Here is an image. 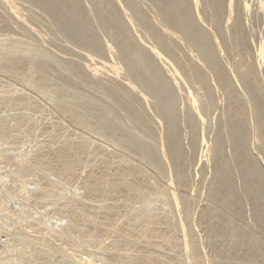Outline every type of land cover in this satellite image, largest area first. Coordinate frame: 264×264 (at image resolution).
Wrapping results in <instances>:
<instances>
[{
    "label": "bare ground",
    "instance_id": "obj_1",
    "mask_svg": "<svg viewBox=\"0 0 264 264\" xmlns=\"http://www.w3.org/2000/svg\"><path fill=\"white\" fill-rule=\"evenodd\" d=\"M0 1L2 4L5 5L6 8H8V15L5 17L1 16L2 20H0L1 21L0 28H4L5 30L6 29L8 30V28L11 27L10 25H11L12 21L15 20L20 26H24L28 31H32V27L31 28L28 27L29 25L26 23L27 20H25V17H23L21 15V13H19V11H17L15 9L17 6L15 7V5L12 1H10V0H0ZM29 1H31L32 3H36L38 5L40 4V6H42V8H45L46 11L49 10L55 16H57L56 21L58 23H56V24L59 25L60 28L61 27L63 29L67 28L68 29L67 31H70L71 34H73V35L77 34L76 36L83 35L84 36L83 38L87 41H90L92 39V37H93L92 33L87 27L88 22H84L81 20L80 21L77 20L78 22H76V20L73 19L74 17L71 16V15L75 14L76 11H78V13L81 11L80 10L81 5L79 3V0H29ZM90 1L92 3V6H93V11H94L96 22L99 24L100 28H102V30L106 33V35L109 38V39L107 38L105 43L110 41L111 43H114L119 48L118 59L124 63L123 64L124 67L121 66V67H123L122 71H123V69H124V71L123 72L120 71L122 73L121 74L118 71V69L120 67H117L118 64H116V63H115L116 67L113 65L112 68L110 67V69H108L109 64L106 63V65H108L107 66L108 71L110 70L109 71L110 73H109V72H105V70L102 69L101 66H93L96 64L92 63L93 62L92 59H91L92 61L89 62V64L85 63L84 66L79 65L76 62V60L67 59L66 60V63H67L66 68L69 70V72L71 74L70 76H72V77H70L69 74L65 75L67 73L66 72L64 74L65 76L61 78V81L64 84L60 88L58 86L57 92L56 93L54 92V94H56V98L54 99V104L56 106V111H62L60 114L64 113L63 114L64 118L67 117V119L71 120L72 122H74L77 125L82 127L81 128V127L77 126L78 130L80 128L81 129L84 128V129L92 131V132L95 131L94 133L97 134L98 136L105 138L109 142H112L114 147L116 146V147H118V149L121 148L122 155L121 156L115 155L111 158V161H109V165H108V166H110L109 169H111V167H112L111 173H106L105 169L98 166V160L100 159V156L104 155V157H106L104 153L102 154L100 148H98L97 145L94 143L99 138H97L94 142L92 141L94 138L91 137L92 140H90V137H89V139L86 138L87 134H86V137L84 135H83L84 137H82V136H78V135L75 136L73 134L74 135L73 137L69 136V138H65L67 134H65L66 132L64 130L60 129L61 128L60 125H59L60 128L56 127V128L60 129V130L58 129L59 132H57L58 130L55 129V126H54V128L51 127L54 124V122H56V121L52 120L53 124L49 127H51L52 130L53 129L56 130L52 133V136H53V138L55 137L57 140H60V142L58 143L57 140H55V138L51 139L52 137L47 139V140H49V139L52 140V142L54 141V144H55V142L58 143V146L56 143V146H57L56 149L53 150L52 146L54 144L49 140L53 144V145H51V149H50V146L46 147L47 145H50L48 143L49 141L46 142L45 140H43L48 144L46 146H45L46 143L42 144V145H44L46 148H49L50 151L53 150L52 153H54V151H55V155H52L54 157L53 158L52 156H49L50 154L48 155V153H47V155L49 156L48 160L46 158V159L42 160V162L47 160V162H45L47 165V163H49L50 157L53 158L52 164H54V162H56V164H54L55 166L54 165L53 166L56 169L59 168V170L57 171L59 173H63V172L66 173L67 170H72L74 166L75 167L80 166L82 171L81 170H80L81 172L78 171V172H80V174H78V175L75 174L76 178L79 179L80 181L81 180H83V181L87 180L88 179L87 177L90 175L89 173L94 172L93 170H95L96 167L97 168L100 167L102 169H98V171L102 170V172L103 171L105 172V173L104 172L102 173L101 171H100L101 173L99 172L101 175L100 180H99V181H101L100 183L96 182V183L92 184V182H90V184H87V185H86L87 181H85V183H83L86 187V192L88 194L94 195V196L90 195L89 197H91V196L96 197V194L98 195V193H100L102 191L104 192L103 189L105 187H103V189L101 188L102 186H104V185H102V183H105V184L109 183L112 185L111 188H113V191L116 194H118V196H120L121 200L118 198H115L116 203L112 204L111 206L109 205L106 208V210H104V207H103L104 204H102V206L98 205L97 203H95L93 201L94 200V198H93V200H92L93 203H95L97 205L92 204L91 203L92 201L90 202V200H89L88 201V207L90 209L89 211L84 210V208L87 209L88 207L87 208L84 207L86 205V202H85V205L83 206V203H84L83 200H82V202L74 201V200L70 201L69 205H67L71 209L69 211L75 215H80V217L83 216V219H82L83 223L80 222L79 226L78 225L74 226L73 224L69 225V226H72V228L74 226L73 235L72 234L71 235L73 237H75V239L77 237L79 240H84V241L89 240L88 242H91V244L88 245V247L89 246L91 247L92 245H94V246L96 245L97 247H100L103 250V252L106 250L114 252V256H116L117 258H120V260H123L124 264H171L173 262V258L169 254L164 252L165 250L170 251L172 253H175L178 256L180 255L184 260V261L182 260L184 262V264H254V263L258 264L255 261L257 259V256H258L257 241L255 239H253L254 235H252L249 232L250 229L248 230V228L243 223H241V221L239 220V218L237 216V213L233 212L234 206L238 205L239 203H238V200H236V198H234V191H233V189H234L233 188L234 177H232V171L231 170L235 169L237 174L240 175V177H242L248 183V185H249L248 188L250 190V193L252 194V198L256 199V201H257V194H258L260 200L261 199L263 200V203H264V178L259 179V175L257 177V173L259 174V172L256 171V168H255L253 162L250 161L249 157L247 156L246 150L239 147L241 145H239V146L236 145V148H234L233 152L231 153V158H229L228 155L223 154L222 153L223 150L221 151L220 146H218V149H219L218 152H220V154L218 155V152L216 151L218 157H217V160L215 159L216 165H217L215 180L212 178L214 180V182H212V185L209 189L208 200L206 203V207H207L206 211L204 213L202 211V213H203L202 216H204L203 220H205L204 221L205 222V225H204L205 226V228H204L205 229L204 230L205 236L208 237V239L207 238H205V239H207V241L209 240L207 243L210 242L214 247L216 246L215 248L213 246L212 247L214 248L215 252L219 255L218 258H216L212 261L209 260L210 261L209 263L206 260L202 259L201 254H200V252H201L200 251L201 250L200 245L197 242V239L195 238V236L193 235V232L188 231V229L186 228V222H185L186 219H188L190 217V211H191V208H193L192 204H193V202H195L192 198L193 196H191V194H189V192L187 191V189H188L187 187H188V183L190 180L189 168L191 166H189V165H190V163L192 164V161L194 160L195 155L193 156V153H194V150L197 147V144L199 142V136L197 135L196 129H197V125L199 124L200 118H202V116L201 117L198 116L199 117L198 118L197 115H199L201 112V110L199 108L201 107V109L203 110L206 107V102L211 101V99L213 98L212 97L213 88L211 87L210 80L213 81V84L218 89V92L220 91L221 95L223 96L222 98H224V100H225L226 113H227L228 117H230L229 120H228V118L226 120L229 121L230 133L236 141L240 140V139H241L240 141H242V138H244L247 135L248 130L245 127L247 124V120H246V123H244L245 125L243 123H241L242 119L245 120L244 111H243V104L244 103L241 104L242 99L240 97L242 95L241 96L239 95L240 92L237 91V89L239 87L236 88L235 85L238 84L240 86L239 91H241V90L244 91L243 96H245L246 101L250 104L249 105L250 112L248 114H249L250 120H251V123H249V124H251V128H250L251 129V136L254 139L253 140L254 143L257 144V142H258V144L261 146V148L264 151V86L262 85L260 77L257 73V70L254 68V66L251 63L243 61V59L240 58V56L242 55V49L240 47H242V38L244 36L242 34V28H241V19H243V18L242 17L240 18V16H241V13L243 11L241 10V13H239V10H238V13L235 15V17L232 18L231 13L233 11V9H232L233 4L231 3L232 1L230 0L229 2L231 4L228 3L230 5L229 9L231 8L230 10L228 9L229 10V18L227 19V21H225V16H224L225 11H224V6H223V4H224L223 0H206V3L208 1L209 2L208 4L212 5V7L214 8L213 21L217 27L216 29H218L220 32H226L227 35L230 34V39H229L230 41L227 44L228 48L225 47V48H227V50H229L227 52L235 53V55L239 56L238 57L239 60L236 58V61L234 59L236 56L234 58L232 56V58L234 60L231 58L234 61V63L231 62L233 65V68H234V70L232 69V72L233 71L234 72L231 73V70L223 67L222 63L219 60L218 54L216 53L217 51H215V49L211 46V44L214 46H217V44H219L217 41V38L214 36L213 41L210 43L209 40H207L205 34H203V32L200 31L199 28H197L194 25V23H193L194 20H192V18H191V11H190L191 6L189 7V5H191L192 3L194 4L193 1L191 4H188L187 0H152L153 4L157 10V16H156L157 18L154 17L155 19L149 18L148 17L149 15L147 16V14H146L147 12L143 11L141 8V5L138 2H135L134 0H90ZM202 2H203V0H202ZM204 3H205V0H204ZM208 4H206V5H208ZM262 5L259 4L260 9L263 7ZM40 6H39V8H40ZM245 6H246V3H245ZM82 7L84 8V6H82ZM119 7H120V9L118 11L117 8H119ZM42 8H40V9H42ZM233 8H235V7H233ZM245 9L247 10V6L245 7ZM261 10H263V9H261ZM74 11H75V13H73ZM236 11H237V9H236ZM196 13H197V11H196ZM79 15H80V13H79ZM86 18L88 19L87 16H86ZM83 20H84V18H83ZM136 22L141 24V26L145 27L147 34L149 35L148 37L151 40L150 42H152V43L149 42V44L144 45V42H142V41L139 44L133 40L134 35L131 36L130 31H129V27L134 29V30L136 27H139V29H141L139 24L137 26ZM65 31H66V29H65ZM33 33L36 34L37 32H33ZM134 33H136V32H134ZM212 33H213V31H212ZM24 35H27V34H24ZM4 37H7V36H4ZM74 38H76V37L74 36ZM24 39H26V38H24ZM4 41H3V39H2V42L0 41V50L4 51L0 54V69L3 71H6V74H10L12 77H18L19 74H17L16 71H17L18 63H20V62H17V60H16L17 58L15 59L13 55L18 54L20 52L23 53L24 54L23 59L27 65V69H25L26 71L23 70L24 71L23 72L24 77L27 79V81L30 83L31 86L38 87V89H39V83L41 81V78H43V76L41 77L40 75H38V73L40 71H42L41 69H43V66H44L43 65V59L45 58L44 52H40L39 49H37L38 47L36 48V47L32 46L30 44L31 40L30 41L28 40L30 43H25L23 40H21L18 37H9V38L7 37V39L5 41L7 44ZM38 41H39V39H38ZM148 41H149V39L147 40V42ZM91 42H93V41H91ZM227 42H228V40H227ZM80 43H82V42H80ZM183 43L190 46L192 50L195 49V51H198V53L195 54L196 56L194 54L192 55L193 51L190 49L192 52L189 51L191 54L188 52L189 53L188 57L185 55H184V58L179 57L180 55L178 56L177 48L179 47V44L181 46H184ZM33 44H35V43H33ZM2 45H3V47H2ZM94 45H93V47H95L97 49L99 48V50H101L102 48L100 49V47L103 46L100 43L99 44L97 43ZM243 45H245V43ZM85 47H86V45H85ZM88 47H89V45H88ZM70 48H72V47H70ZM220 48L222 49V47H220ZM244 48H245V46H244ZM108 49H109V54H108V52H107V54L110 57V54L112 53V51H111L112 47L109 46V47H107V51H108ZM221 49H219L220 52H221ZM79 53H81V52H79ZM162 55L169 57V59L175 65L172 68L171 73L169 72L170 70L168 71L169 74L171 75V77H173L174 79L179 78V77H180V79H181V77L184 78L185 81H187V83H188L187 85H189V83H192L193 88L196 89L197 92H200L201 98H199V99L200 100L202 99L201 104H198L199 102L196 101L195 97H193L192 94L189 93L190 94L189 97H190L191 101L189 100L190 104L188 105L189 112L192 111V114H194V113L197 114V115H193V116L194 117L196 116L198 118V120H197L198 124L195 122L193 116H191V113L186 112L187 113V114L185 113L186 117L181 116L182 120H180V121L182 124L180 123L181 125L180 124L178 125V121H179L180 117H178L176 110L173 107L174 102H172L173 104H171L170 100H166L169 102V104H167V102L165 104L164 102L161 101V99H159V100L157 99V101H154L155 97H153L151 95L152 93H150L152 91H150V92L148 91L149 89L152 88V82L155 81L156 79H158V76L160 75V73L158 72L159 70L157 68V64H158L157 62L159 61V59L162 58ZM76 56H77V54H76ZM63 57H64V55H63ZM105 57H107V56H105ZM85 58H86V56H85ZM91 58H92V56H91ZM108 59H107V61H108ZM196 60L203 61L204 62L203 65H199V63ZM45 61H47V59ZM56 62H57V60H56ZM53 64H54V62H53ZM100 64H102V63H100ZM104 64L105 63H103L102 66ZM56 66L58 68L60 67L58 65H56ZM19 67L21 68L22 66H19ZM53 67H54V65H53ZM227 68H228V66H227ZM59 70H61L63 72L62 69H59ZM120 70H121V68H120ZM18 71H19V73L22 72L21 70H18ZM48 72H50V71H48ZM233 74H234V77H233ZM60 76H63V75H60ZM60 76H58V77H60ZM167 76H168V74H167ZM21 77H22V75H21ZM50 77H51V79H53L52 75ZM68 79H70V81L74 80V81H76V83L84 85L85 86L84 88L90 87L91 89L96 90V91L98 89H100V91H101L100 94H102L101 99H103V101L101 103H98V105H96V109H95V107L93 108V106H95V105H92L89 107L88 105L90 103H88V100H87L88 105L86 104V102H84L87 97L84 98L85 100L82 99L84 101H81V99L78 96H76V94L74 93L76 88L74 89L73 92H71V93L68 92L70 90L68 88L69 83H67V82H69ZM235 80H236L237 84L234 82ZM54 81H56V80H54ZM44 82H45V78H44ZM164 82H165V79H164ZM170 82H171V80H170ZM167 83H169V81H167ZM175 83H177V82H175ZM73 85H77V84H73ZM241 86L243 89L241 88ZM43 88L44 87H42L41 89L43 90ZM66 88L68 90H66ZM71 88H73V87L71 86ZM145 90H147L148 93H150V94L147 93V96H146ZM5 91H6V88H5ZM5 91H3V92L6 93ZM78 91H77V93H78ZM8 92H7V94L10 93L9 95H11V92H9V93ZM39 92H42V91H39ZM14 93H16V92H14ZM82 93L84 96V92H82ZM7 94H5V95H7ZM158 94H160V93H158ZM85 95H88V94L85 93ZM1 96L2 95H0V97ZM11 96H13V95H11ZM173 96L174 95H172V97ZM28 97H29V95H28ZM148 97L151 98L152 100H149ZM164 97H166V94L164 95ZM198 97L196 96L197 100H198ZM12 98L14 99V97H12ZM3 99H6V98H3ZM10 99L6 100V101H10ZM101 99H100V101H101ZM172 99H174V101H175V98H172ZM245 99H244V102H246ZM24 100H26V99H24ZM31 100H33V99H31ZM105 100L106 101L112 100L116 104L118 109L122 111L121 116L126 118L128 120V122L124 121L123 118L121 119V117L119 118L120 120H117L114 117L112 118L111 115H114V114H111L108 117L107 113H109V108L107 105H105L107 103H105V104L103 103ZM10 102L12 104L13 102H16V101L11 100ZM16 103H15V105H16ZM150 103H152L153 106H155L159 112L158 120L156 121L155 130H153L152 127H150V125H148L147 121L144 118L145 110H146V108H148V105ZM33 104L35 105L34 101H33ZM211 104H212V101H211ZM178 105H179V103H178ZM175 106H177V105H175ZM12 107L14 108L16 106H12ZM36 107H37V105H36ZM178 107H180V106H178ZM39 108H40V106H39ZM57 108H58V110H57ZM91 108H92V110H91ZM16 109H17V107H16ZM43 109H44V107H43ZM94 109H95V112L93 111ZM183 109H184V106H183ZM245 109H247V108H245ZM19 110H20V108H19ZM27 110H26V112H29ZM8 111H10V110H8ZM245 111H247V110H245ZM33 112L31 111V113H33ZM51 112H52V110H51ZM42 113H44V112H42ZM104 113L107 116H104L103 115ZM112 113H114V112L112 111ZM19 114L16 115V117L19 116ZM30 115H33V114H30ZM48 115L50 117V114H48ZM25 116H27V115H25ZM52 116H54V115H52ZM35 117L39 118L40 115L35 116ZM107 117L111 118V119H106ZM31 118H33V117L31 116ZM24 119H26V118H24ZM44 119H46V118H44ZM49 119H47V120H49ZM52 121H49V122L51 123ZM43 122H44L43 123L44 125L48 124V121L46 124H45V121H43ZM35 123H37V122H35ZM74 123H73V125L75 126ZM200 124H203V123H200ZM48 125H46V127ZM62 125L65 126V122L62 123ZM4 126H6V125H4ZM28 126H26V127H28ZM7 127H5L4 129H7V131H8L9 127L8 128ZM0 128H2V127H0ZM51 128H50V130H51ZM11 129H12V127H11ZM42 129H44V127H42ZM84 129H83V131H84ZM135 129H137L138 131L143 130V131H145V133L142 131L144 134H142V135L138 134L135 131ZM1 131H2V129H1ZM1 131H0V133H3ZM49 131H46V132L49 133ZM60 131H63V132L61 133ZM155 131H156V133H153ZM199 131H201V130H199ZM43 132H45V131H43ZM74 132H72V133H74ZM81 132L82 131L80 130V133ZM59 133H61V134H59ZM63 133L65 135H63ZM21 134L23 136V133H21ZM50 134H51V132H50ZM42 135H41V138H44V139H45V137L51 136V135L46 136V134H45V137H43ZM11 136H9V137H11ZM15 137L16 136H14V138ZM26 137L28 139V136H26ZM26 137H25V139H26ZM14 138L13 139L11 138V140L9 138L10 143H12L11 142L12 140L16 139V138L15 139ZM247 138H248V136H247ZM75 139H78V141H75ZM40 140H42V139H40ZM249 140H252V139H249ZM219 141H221V140H219ZM243 141H244V139H243ZM216 142L218 143V141H216ZM250 143H252V141ZM94 144H95V146H94ZM242 145H243V143H242ZM98 146H100V144ZM40 147H41V145H40ZM203 147H204V144H203ZM111 148H113V147H111ZM101 149L103 150L104 148H101ZM47 151H45V153ZM103 151H105V149ZM124 152L125 153L139 154L140 155L139 158L141 160H143L142 161L143 164L149 163V165L152 166V167H150L151 168L150 170H152L153 174H151L152 175L151 177L153 179L152 178L150 179V181H149L150 184L148 182H147L148 184H146V185L144 184V179H145L144 176H147V174H148L147 172H149V171H147L146 175H144L143 177L139 176V178H138V175L143 173V169H145V167L144 168L142 167V169L139 168L140 170H142V173L136 174L134 172V168L137 169L138 166L132 167L129 164L128 158L123 156ZM32 155H34V154H32ZM26 156H24V157H26ZM31 157L32 156H30L29 158H31ZM45 157H47V156L45 155ZM32 158H31V160H32ZM35 159H37V158L35 157ZM231 159L233 161H231ZM32 161L34 162V160H32ZM6 162L10 163V162H14V160L13 161L9 160ZM38 162L41 163L40 161H38ZM231 162H233V165ZM135 163H136V161H135ZM14 164H16V162ZM19 165L20 164H18V166ZM37 165L38 164H36V166ZM21 166L23 168L24 164L20 165L19 167H21ZM50 166H51V164H50ZM42 167H44V169H45L44 165ZM231 167H232V169H231ZM24 168L23 169L26 170V173H27L28 169H26V166ZM37 168H38V166H37ZM50 168H52V167H50ZM29 170L31 171L33 169H31V167H30ZM140 170H138V171H140ZM203 170H206V167ZM235 170H233L234 173H235ZM47 171H49V169H47ZM50 171H52V170H50ZM53 171H55L54 168H53ZM53 171H52V173H53ZM29 172H28V175H29ZM59 173H57L56 175L54 174V175L60 176L61 174L59 175ZM24 174H25V172H24ZM31 174H32V172H31ZM17 175L18 174L16 173V177H17ZM91 175H90V177H91ZM93 175H92V180H94L96 178V176L95 175L93 176ZM58 176L56 178L59 180L61 176L60 177H58ZM263 177H264V175H263ZM44 178H42L43 181L47 180V178L46 179H44ZM61 178H64V177H61ZM85 178H87V179H85ZM232 178H233V181H232ZM74 179H75V177H74ZM77 179H75V182ZM159 179L161 180L160 181L161 183L159 182ZM236 180H237V178H236ZM41 183L42 184H40V185H43V186H41V188H42V190L44 189V191L45 190H47V192L48 191L53 192L56 190L58 191V189H56L57 187H55L53 185L52 181L51 182L46 181L44 183L43 182H41ZM77 183L79 184L80 182L77 181ZM149 185H151V189H148L145 187V186H149ZM234 185H237V184L234 183ZM21 187H20V189H21ZM246 187H245V189H246ZM107 188H109V186ZM24 189H26V186ZM42 190H41V192L43 193L44 191H42ZM106 192L108 195V191H106ZM39 193H40V191H39ZM42 193H41V195H42ZM57 193H60V192L58 191ZM105 194L101 193L100 196L102 197ZM109 194H111V192ZM35 195H33V196H35ZM113 196H111V198ZM134 196H138L139 199L137 200V203L140 201L139 204H141V208L139 207V210H137V211L135 210V212L133 210L132 213H130L132 211V210H130L131 208L129 209L130 212L128 209H126V211H128L130 213V215L124 216L125 217L124 219L121 218L120 219L122 221V223H121V221L119 220V217H120L119 214H121V213H118V210H117V208H118L117 199H118L119 203H121V201H122V204L124 205V202H127L130 199L135 198ZM241 196H243V195H241ZM25 197L27 198L26 194H25ZM37 197L38 196H36V198ZM104 197H106V195ZM22 198H24V197H22ZM42 198H44V197H42ZM31 199H32V197H31ZM103 199H106V198H103ZM112 199H114V198H112ZM99 200H100V198H99ZM130 202L135 203L134 200H132V201L130 200ZM89 203H91L92 205ZM101 203H102V201H101ZM103 203H105V202L103 201ZM156 203H160V204H162V206H163V204L168 205L170 203V208L168 209V211L160 209V208H155ZM256 203H259V202H256ZM106 204H108V203L106 202ZM127 204L128 203H126V205ZM160 204H158V205H160ZM123 205H122V207H124ZM135 205L137 206L136 203H135ZM63 206H66V205H63ZM130 206H131V204H130ZM60 208H61V206H60ZM64 209H65V207H64ZM132 209H134L133 206H132ZM101 210H103V211H101ZM58 211H59V208H58ZM173 211L174 212H181L183 214V219L178 217L179 220L177 221V223L174 226L170 222L171 214ZM59 212L61 213V211H59ZM63 212L64 211H62V213ZM62 213H61V215H62ZM65 215L62 217L63 218L67 217V215L66 216ZM70 215H72V214H70ZM179 216H180V214H179ZM73 217H74V215H73ZM117 217H118V219L116 221ZM75 218L72 221L78 219V218H76V219ZM201 218H203V217H201ZM192 219H193V217H192ZM78 220H80V219H78ZM118 220L121 223L120 225H118L116 223V222H118ZM63 222H65V220ZM187 222H188V220H187ZM65 223H67V218H66ZM65 223H64V225H65ZM189 223H190V221H189ZM263 224H264V221H263L262 225ZM66 225H68V224H66ZM66 225L64 227L67 228L68 226H66ZM104 225L108 226V227L107 226H105V227H107V229L109 231L104 227ZM61 226H63V224H61ZM192 227H194V226H192ZM100 229H102L101 230L102 233L105 229L107 230L106 232H110V230H111V232H112V230H113V232H116L114 230H117L118 233H116V234L114 233V234L117 236H121L122 238L121 237L120 238L124 239V240H122V242H124V241L125 242L126 241L127 242H129V241L135 242V243H133V245H137V247H135V250L132 247L133 254H129L132 252L130 250H129L130 252L124 251V250H127L126 247H128V248L130 247V246H126L125 242H124L123 247H125V246L126 247L124 248V250L118 249L119 251H116V250H117V248H119L118 246H120L123 243H119V242L115 243V241H112L114 243L112 245V242H111V246H114L116 244L117 248H115L116 246L110 248L109 245H108L109 247L106 248L107 246H105V244L103 246V242L106 241L105 240L106 238L103 239L104 240L103 242L100 239L98 240V238H102V237H99L100 235L102 236V233L99 232L101 234L100 235L98 234V231H100ZM66 234H67V232H66ZM118 234H120V235H118ZM67 235H65V236H67ZM97 235H99L98 238H97ZM263 235H264V233L261 234V236H263ZM68 238L70 239V237H68ZM81 238H83V239H81ZM120 238H118V239H120ZM262 239L264 240V238H262ZM79 240H77V241L79 242ZM62 241L63 240H61V242ZM73 242H75V241H73ZM64 243L62 245H64ZM67 243H69V240ZM210 243H209V246H210ZM109 244H110V242H109ZM85 245L83 244V246H85ZM98 245H100V246H98ZM138 245L140 248H138ZM76 246H77V244H76ZM83 246L81 245L82 248H83ZM206 247H207V245H206ZM136 248H138L139 250H137ZM89 249H92V247ZM93 249H95V248H93ZM38 251H39V249H38ZM76 251H79V249ZM134 252H135V254H134ZM107 254L110 255L109 253H107ZM175 254L173 256H175ZM19 255L20 254L17 253L16 256H18V257L16 258L15 262L21 261L22 263L24 262L26 264L28 262V257L26 258V260H27V262H26L24 257H22V256L20 257ZM39 255L36 254V256H39ZM43 256H45V255H43ZM32 257H33V255H32ZM108 257H110V256H108ZM111 257H113V254ZM111 257H110V260H111ZM175 258H176V256H175ZM107 259H109V258H107ZM110 260H105L102 262V264H114ZM85 261L88 264H93V262H91V261H88V260H85ZM174 261H176V260L174 259ZM15 262L7 263V264H18V262L17 263H15ZM259 264H260V262H259Z\"/></svg>",
    "mask_w": 264,
    "mask_h": 264
},
{
    "label": "rangeland",
    "instance_id": "obj_2",
    "mask_svg": "<svg viewBox=\"0 0 264 264\" xmlns=\"http://www.w3.org/2000/svg\"><path fill=\"white\" fill-rule=\"evenodd\" d=\"M10 1H12L14 3L15 7L17 6L16 8L15 7L14 8L17 11H19V13H21V15L23 17H25V20H27L26 23L29 25L28 27H30V28L32 27V31H28L24 26H20L15 20H13L12 23L13 24L15 23L16 25L15 24L13 25L11 23V25H10L11 27H9L8 30L7 29L5 30L4 28H0V41L2 42V39H3V41L4 40L6 41L7 37L8 38L9 37H18L21 40H23L25 43L31 42L30 44L32 46H34L36 48L38 47L37 49H39L40 52H44L45 58L43 59V65H44L43 69H41L42 71H40L38 73V75H40L41 77L43 76V78H41V81L39 83V89H38V87L31 86L30 83L27 81V79L24 77V73H23L24 71L23 70L27 69V65L23 59V55H24L23 53L20 52L18 54L13 55L15 59L17 58L16 59L17 62H20V63H18L17 71H16L17 74H19L18 77H12L10 74H6V71H3L0 69V95L3 96V97L2 96L0 97V116H1L0 117V127H2V128H0V131L2 129L1 132H3V133H0V264H7V263L15 262L16 258L18 257V256H16L17 253L20 254L19 255L20 257L21 256L24 257L25 260L28 257V262L26 260V262L28 264H45V263L46 264H88V263H86L85 260L91 261V262H93V264H102L103 261L110 260V257L112 256V254H113V257H111L110 261H112L114 264H124L123 260H120V258H117L116 256H114V252H111L108 250L103 252V250L100 247H97L96 245L95 246L92 245L91 246L92 249H89V248H91L90 246L88 247V245L91 244V242H88L89 240H87V241L79 240L77 237L75 239V237L72 236L74 226H77V225L79 226L80 222L83 223L82 222L83 216L81 215L82 217H80V215H75V214L71 213L69 211V210H71L70 207L67 206V205H69L70 201L74 200V201L82 202V200H83L84 201L83 206L85 205V202H86V205L84 207L87 208L88 207V201L90 200V202H91L94 198L93 201L100 206H102V204H104L103 207H104V210H106V208L109 205L111 206L112 204L116 203L115 198H118L121 200L120 196H118V194H116L113 191V188H111L112 185L109 183L108 184L102 183V185H104V186H102L101 188L103 189V187H105L103 189L104 192L102 191V192L98 193L99 196L101 195V193H104V194L106 193L105 194L106 197H104L105 195L102 196L103 198H106V199H103L101 196L99 197L97 194H96V197L98 196L97 198L92 197L94 195L88 194L86 192V187L83 184V183H85V181L88 182V183L86 182V185L90 184V182H92V184L96 183V182L100 183L101 182V181H99L100 177H101L100 173L102 172V170L98 171V169L103 168V169H105L106 173H111L112 167H111V169H109L110 168V166H108L109 161H111V158L115 155L116 156L122 155L121 148L118 149V147H116V146L114 147L112 142H109L105 138L98 136L97 134L94 133L95 131L92 132V131L86 130L84 128H83L84 129V131H83V129H81L82 128L81 126H79L76 123L72 122L71 120L67 119V117L64 118V116H63L64 113L60 114L62 111H56V106L54 104V99L56 98V94H54V92L55 93L57 92L58 86L60 88L64 84L61 81V78L64 77L65 75H68V74H69V76L71 75L69 70L66 68L67 67V63H66L67 59L76 60V62L81 66H84L85 63L89 64V62H91L93 60L92 63L96 64L93 66H101V68L104 69L105 72H109L110 70L108 71V69H110V67L112 68L113 65L115 66V63H116V64H118L117 67L121 68V70H120V68L118 69V71L120 72V71H122V68L124 67L123 66L124 63L118 59L119 48L114 43H111L110 41L105 43L108 36L102 30V28H100L99 24L96 22L94 11H93V6H92V3L90 0H79V3L81 5V8H80L81 11L79 12L80 15H79L78 11H76V13L74 11L73 13H75V14L72 13L74 16L71 15L72 17H74L73 19L76 20V22H78L80 20L84 21V22H88L87 27L91 31L92 36H93L91 40L89 39L90 41L85 40L83 38L84 37L83 35L76 36L77 34L76 35L71 34L70 31H67L68 30L67 28H64V29L62 27L60 28V26L56 24V23H58L56 21L57 16H55L49 10L46 11V9L42 8V6H40V4L38 5L36 3H32L29 0H10ZM134 1L138 2L141 5L142 10L147 12L146 14H147V16L149 15L148 16L149 18H151V19L157 18L156 17L157 16V10H156V7L154 6L152 0H134ZM187 1H188V4H191L192 1L194 2V4L192 3L191 5H189V7L191 6L190 7L191 18H192V20H194L193 21L194 25L197 28H199V30L202 31L203 34H205L207 40H209L210 43L213 41L214 36L217 38V41L219 43V44H217V46L219 48L217 46L212 45V44H211V46L215 49V51H217L216 53L218 54L219 60L222 63L223 67L231 70V73H233L234 71L232 72V69L234 70V68H233V65L231 62L234 63L233 60L235 59V61H236V58L239 60V58H238L239 56L235 55V53L227 52V51H229V50H227V48H228L227 44L230 41L229 40L230 34L227 35L226 32H220L218 29H216L217 27L213 21L214 8L212 7V5L208 4L209 3L208 1L206 3V0H205V3L208 5H206L204 3V0H203V2H202V0H187ZM229 1L230 0H223V3L225 4V5L223 4L224 11H225L224 12L225 13L224 14L225 21H227V19L229 18V10L231 9V8L229 9V7H230L229 4L232 3L233 7H235V8L232 7V9H233V11L231 13L232 18L235 17V15L238 13V10H239V13H241V10L243 11L241 13V16L239 15L240 18L241 17L243 18V19H241V28H242V34L244 35L242 38V47H240L242 49V55L240 56V58H242L243 61L249 62L254 66V68L257 70V73L260 77L262 85L264 86V80H263L264 79V0H231L232 1L231 3ZM244 2L246 3L247 10L245 9L246 6H245ZM259 4H261V5L263 4L262 5L263 7L261 8L263 10H261L259 8ZM39 6L42 9H40ZM82 6H84V8ZM119 9H120V7L117 8L118 11H119ZM236 9H237V11H236ZM196 11H197V13H196ZM7 15H8V8H6L5 5L2 4L0 1V20H2L1 16L5 17ZM85 15L88 17V19L86 18ZM83 18H84V20H83ZM136 24L138 26L139 23L136 22ZM0 26H1V21H0ZM139 26L141 29H139V27H136L134 30V29L129 27L130 34H131V36L134 35L133 40L135 42L140 44L142 41V42H144V45H147L151 41L150 38L148 37L149 35L147 34V31H146L144 26H141V24H139ZM65 29H66V31H65ZM212 31H213V33H212ZM33 32H37V33L35 34ZM134 32H136V33H134ZM24 34H27V35H24ZM4 36H7V37H4ZM74 36L76 38H74ZM24 38H26V39H24ZM27 39L29 41L30 40L31 41L29 42ZM38 39H39V41H38ZM148 39H149V41L147 42ZM227 40H228V42H227ZM91 41H93V42H91ZM80 42H82V43H80ZM33 43H35V44H33ZM97 43L98 44L100 43L103 45V46L100 45L101 46L100 49L102 48L101 50H99V48L97 49V48L93 47V45L97 44ZM150 43H152V42H150ZM244 43H245V45H243ZM106 44L107 45L109 44V45L107 46ZM183 44H184V46H181L179 44L177 51H178V56L180 55L179 57L184 58V55L188 57V55L190 53L189 51H191L192 49L190 46L186 45L185 43H183ZM85 45H86V47H85ZM88 45H89V47H88ZM106 46L112 47V50H111L112 55L110 54V57L111 58L113 57L112 59L108 56L109 49L107 51ZM244 46H245V48H244ZM2 47H3V45H2ZM70 47H72L73 49ZM220 47H222V49ZM225 47H227V48H225ZM219 49H221V52ZM192 51H191L192 55L193 54L195 55L198 53V51H195V49H193ZM2 52H4V51L0 50V54ZM79 52H81V53H79ZM107 52H108V54H107ZM76 54H77V56H76ZM63 55H64V57H63ZM85 56H86V58H85ZM91 56H92V58H91ZM105 56H107V57H105ZM232 56H233V58L235 56L236 57L233 59ZM46 59H47V61H45ZM107 59H108V61H107ZM56 60L58 63L56 62ZM98 61L102 64L105 63L104 64L105 66L104 65L102 66V64H100ZM196 61L199 63V65H203V63H204L203 61H200V60H196ZM53 62H54V64H53ZM106 63L109 64L108 69H107L108 65H106ZM157 63H158L157 68L159 70L158 72L160 73L161 76L159 75L158 79H156L155 81L152 82V88L149 89L148 91L149 92L152 91L150 93H152L151 95L153 97H155L154 101H157V99L158 100L161 99V101L164 102L165 104H166V102H167V104H169V102L166 100H170L171 104H173L172 102H174L173 107L176 110L178 117H180V119L178 121V125H179L181 123L180 120H182L181 116L186 117L187 113H191V116L197 115L194 112H193L194 114H192V111L189 112L188 105L190 104V101H191L190 97H189L190 96L189 93H191L192 96L195 97L196 101L199 102L198 104H201L202 99L201 100L199 99V98H201L200 92H197L196 89L193 88L192 83H189V85H187L188 83H187V81H185L184 78L181 77V79H180V77H179V78L174 79L173 77H171L169 72L171 73L172 68L175 65L169 59V57L162 55V58L159 59V61ZM53 65H54V67H53ZM56 65L60 66L61 68L60 67L58 68ZM19 66H22V67L20 68ZM121 66H123V67H121ZM227 66H228V68H227ZM59 69H62L63 72L64 71L65 72L63 73ZM18 70H21L22 72L20 71L21 73H19ZM48 71H50V72H48ZM123 71H124V69H123ZM59 74L63 75V76H60ZM167 74H168V76H167ZM21 75H22V77H21ZM51 75H52L53 79H51V77H50ZM57 75L60 77H58ZM8 76L9 77L11 76V77L9 78ZM70 77H72V76H70ZM233 77H234V74H233ZM44 78H45L46 83L44 82ZM164 79H165V82H164ZM54 80H56V81H54ZM68 80H69V82H67V83H69L68 88L70 89L68 92L71 93L76 88L75 89L76 92L74 91L76 96H78L81 99V101H84L85 100L84 98L87 97L84 102H86V104H87V100H88V103H90V104L89 105L87 104V105L89 107L92 105H95V106H93V108L95 107V109H96V105H98V103H101L103 101V99H101L102 94H100V92H101L100 89H98L96 91V90L91 89L90 87L84 88L85 87L84 85L78 84L74 80H71V81H70V79H68ZM170 80H171V82H170ZM167 81H169V83H167ZM175 82H177V83H175ZM210 82H211L210 83L211 87L213 88V92H212L213 98L211 99L212 104H211V101H209V102L207 101L206 102L207 108L205 107L203 110L201 109V107L199 108L201 110V112L203 111L202 113L200 112V114L197 115V117L202 116V118H200L199 124L197 121L199 117L197 118L195 116L197 118L196 119L193 116L195 122L198 124L196 132H197V135L199 136V142L197 144V147L195 148L196 151L194 150V153H193V156L195 155L194 160L192 161V164L190 163V165H189L192 168L191 167L189 168L190 180L188 183L187 191L189 192V194H191V196H193L192 198L195 202H193L194 205L192 204L193 208H191L190 217L188 219H186V221L184 220L186 222V228L188 229V231L193 232V235L195 236V238L197 239V242L200 245V249H201L200 254H201L202 259L206 260L208 263L219 257V255L214 250V248L216 246L214 247L210 242H209L210 243V246H209V243H207L209 240L207 241L208 237L205 236V231H204L205 230L204 229L205 228V226H204L205 220H203L204 216H202L203 213L206 211V208H207L206 203L208 200L209 189L212 185V182H214V180H215L216 167H217L216 160H217L218 155L220 154V152H218L219 151L218 146H220L221 151L223 150L222 151L223 154H226L229 156V158H231V153L233 152L234 148H236V145L237 146L241 145L239 147L246 150L247 156L249 157L250 161L253 162V164L256 168V171L259 172V174L257 173V177L259 175V179L264 178L263 177V175H264V151L261 148V146L258 144V142H257V144L254 143V141H253L254 139L251 136V129H250L251 124H249V123H251V120H250V116L248 114L250 112V107H249L250 104L246 101L245 96H243L244 91L243 90L239 91L240 86L236 83V80H235L234 82L237 84V85H235V87L236 88L239 87L237 89V91L240 92L239 93L240 96L241 95L243 96V97L242 96L240 97L242 99L241 104L244 103L243 104V111H244L245 120L241 118L242 119L241 123L244 124V123H246V120H247V124L245 127L248 130L247 135L244 138H242V141H243V139H244V141L242 142V141H240L241 140L240 139V140H237L238 141L237 142L230 133V129H229L230 125H229V121H228L230 117H228V115L226 113L225 100H224V98H222L223 96L221 95L220 91L218 92V89L213 84V81L210 80ZM73 84H77V85H73ZM71 86L73 88H71ZM42 87H44L43 90L41 89ZM5 88H6V91H5ZM241 88H242V86H241ZM66 90H68V89L66 88ZM3 91H5L6 93H4ZM8 91L11 92V95H13V96L9 95L10 93ZM39 91H42V92H39ZM77 91H78V93H77ZM81 91L84 92V96H83V93ZM148 91L145 90L146 96H147ZM7 92L9 94H7ZM14 92H16V93H14ZM85 93L88 94L89 96L85 95ZM150 93H148V94H150ZM158 93H160L161 95ZM194 93L195 94L199 93V94L195 95ZM5 94H7V95H5ZM165 94H166V97H164ZM28 95H29V97H28ZM172 95H174V96L172 97ZM7 96L8 97L10 96V97L8 98ZM196 96L197 97L199 96L198 100H197ZM12 97H14V99ZM3 98H6V99H3ZM30 98L33 100H31ZM172 98H175L176 102ZM243 98L245 99L246 102H244ZM9 99H10V101L11 100L16 101L17 103L13 102L14 104L13 103L11 104L10 101H6ZM24 99H26V100H24ZM82 99H84V100H82ZM100 99H101V101H100ZM148 99L152 100L149 97H148ZM33 101H34L35 105L33 104ZM105 101L103 103L104 104L107 103L105 105H107L109 108V113H107L108 117L111 114H114V115H111L112 118L114 117L117 120H120L119 118L121 117V119L123 118L124 121L128 122V120L126 118L121 116L122 111L118 109V107L116 106V104L112 100H109V101L107 100L108 102L107 101L105 102ZM177 102L179 103V105ZM15 103H16V105H15ZM36 105L38 108L40 106V108L38 109L36 107ZM175 105H177V106H175ZM12 106H16L17 109H16V107L13 108ZM178 106H180V107H178ZM183 106H184V109H183ZM18 107L20 108V110ZM43 107H44V109H43ZM245 108H247V109H245ZM95 109L93 110L94 112H95ZM244 109L247 111H245ZM8 110H10L12 113ZM26 110L29 112H26ZM51 110H52V112H51ZM57 110H58V108H57ZM91 110H92V108H91ZM31 111L32 112L34 111V112L31 113ZM112 111L114 113H112ZM42 112H44V113H42ZM47 113L50 114V117ZM18 114H19V116L16 117V115H18ZM30 114H33V115H30ZM25 115H27V116H25ZM39 115H40L39 118L35 117V116H39ZM52 115H54V116H52ZM103 115L107 116V115H105V113ZM31 116L33 118H31ZM158 116H159V112H158L157 108L155 106H153L152 103H150L148 105V108H146V110H145L144 118L147 121L148 125H150V127H152L153 130H155V128H156V121L158 120ZM108 117L106 119H111ZM24 118H26V119H24ZM44 118H46V119H44ZM227 118H228V120H226ZM47 119H49V120H47ZM52 120H54L56 122H54V124H53ZM43 121H45V124L47 123V121H48V124L50 123L49 121H52V122L49 125L46 124V125H48L46 127V125L43 124L44 123ZM35 122H37V123H35ZM64 122H65L66 127L63 126L64 124L62 125V123H64ZM73 123L75 124V126L73 125ZM200 123H203V124H200ZM4 125H6V126H4ZM59 125L61 128L59 127ZM26 126H28V127H26ZM41 126L44 127V129H42ZM49 126H51L53 128L55 126L56 130H58L59 128L61 130H64L66 132V133L65 132L64 133L67 134L65 138H69V136L73 137L74 135L86 137V134H87L86 138L89 139V137H90V140H92L91 137L94 138L92 140L93 142L97 138H99L94 143L97 145L98 148H100L102 154L104 153L106 157H104V155H102V156H100V159L98 160V166H100L102 168L96 167L95 170H93L94 172L91 171L92 173H89L90 175L91 174L93 175L95 173L94 175L96 176L97 179L95 178L94 180H92V175H91V177L89 175L87 177L88 179L85 178V179H87L85 181H83V180L80 181L79 179H77L75 174L78 175L82 171L81 167L78 165L77 166L80 169L78 167L74 166L72 170H67L66 173L65 172H63V173L57 172L59 170V168H58L59 166L57 167L58 169H56L54 167L55 166L54 164H56V162H54V164H52L53 163L52 159L54 158L52 155H55V151H54V153H52V152H53V150L56 149L60 140H57L54 137L55 140H57V142H58V143L55 142V144H54V141L52 142V140L49 139L55 146L49 140H47L48 138H51V137H52L51 139H54L52 136V133L54 131H56L54 129L52 130V128ZM77 126L81 127V128L78 130ZM5 127L8 128V131H7V129H4ZM11 127H12V129H11ZM56 127H59V128H56ZM50 128L52 131L50 130ZM59 130L57 132H59ZM80 130L82 131L81 133H80ZM199 130H201V131H199ZM43 131H45V132H43ZM46 131H49V133ZM135 131L141 135L145 133V131H143V130L142 131L144 133L141 130L138 131L137 129H135ZM50 132H51V134H50ZM60 132L62 133L63 131H60ZM72 132H74V133H72ZM21 133H23V136ZM61 133H59V134H61ZM64 133H63V135H65ZM153 133H156V131ZM45 134H46V136H48V135H51V136L45 137ZM41 135L43 137H45V139L41 138ZM9 136H11V137H9ZM14 136H16L15 137L16 139L14 138ZM26 136H28V139ZM247 136H248V138H247ZM25 137H26V139H25ZM9 138H10V140H11V138L12 139L14 138L15 140H12L11 141L12 143H10ZM40 139H42V140H40ZM249 139H252V140H249ZM43 140H45L46 142L49 141L48 143L50 145H47L48 143H46ZM219 140H221V141H219ZM75 141H78V139H75ZM216 141H218V143ZM249 141L250 142L252 141V143H250ZM56 143H57V146H56ZM242 143H243V145H242ZM42 144H45V146L47 145L46 147L50 146V149H51V145H53L52 146L53 150L50 151L49 148H46ZM95 144H94V146H95ZM99 144H100V146H98ZM203 144H204V147H203ZM40 145L42 148L40 147ZM111 147H113V148H111ZM101 148H104L105 151H103L104 149L102 150ZM45 151H47V152L45 153ZM216 151L218 152V155H217ZM29 153L30 154L32 153L35 156L32 154L30 155ZM47 153H48V155L50 154L49 156L53 157V158L50 157L51 161L49 160V163L51 164V166L49 163H47V165L45 163V162H47V160L49 158ZM45 155L47 157H45ZM24 156H26V157H24ZM28 156L29 157L32 156L33 158L32 157L31 158H32V160H34V162ZM123 156L128 158L129 164L132 167L138 166L137 167L138 170L142 169V167L143 168L145 167V169H143V173H142V170L138 171L136 168H134V172L136 174L137 173L143 174V175L139 174L138 178H139V176L143 177L144 175H146V172L149 171V172H147L148 173L147 176H144L145 179L143 178L144 184L145 185L148 184L150 179L152 178L151 174H153L152 170H150L151 169L150 167H152V166H150L149 163L143 164L142 163L143 160H141L139 158L140 157L139 154L125 153L124 152ZM35 157L37 159H35ZM46 158H47V160L42 162V160H44ZM12 159L14 160V162H10L12 165L10 163L6 162L9 160L13 161ZM16 160L18 162L19 161L20 162L18 163ZM38 161H40L41 163H39ZM135 161H136V163H135ZM231 161H233V160L231 159ZM15 162H16V164H14ZM22 163L24 164L23 168L26 166V169H28V172L30 171L29 170L30 167H31V169H33L29 172V175H28V172L26 173V170H24L25 168L23 169L22 166L19 167L20 165H23ZM231 163L233 165V162H231ZM18 164H20V165L18 166ZM36 164H38L37 165L38 168H37ZM43 165L45 166V169H44V167H42ZM49 166L52 168H50ZM205 167H206V170H203V169H205ZM53 168L56 172L53 171ZM47 169H49V171H47ZM231 169H232V167H231ZM50 170H52L53 173ZM233 170H235V169H233ZM233 170H231V171H232V177H234V181L232 178L233 188H234L233 189L234 198H236V200H238V203H239L238 205L234 206L233 212L237 213V216H238L239 220L241 221V223H243L248 228V230L250 229L249 232L252 235H254L253 239H255L257 241L258 256H257V259L255 260L256 263L259 264V262H260V264H264V240L262 239V238H264V235L261 236V234L264 233V224L262 225V223L264 221V211H263L264 210V203H263L262 199L260 200L258 194H257V201H256V199L252 198V194L250 193V190L248 188V186H249L248 183L242 177H240V175L237 174L236 170H235V173L233 172ZM78 171H80V172H78ZM24 172H25V174H24ZM31 172H32V174H31ZM16 173L18 174L17 177H16ZM57 173H59V175L61 174L60 176L64 177V178H61L60 176L57 175L58 177H60V179L58 180L56 178L57 176H55ZM73 176L75 177V179H77L76 182H75V179ZM42 178H44V179L47 178V180L43 181ZM236 178H237V180H236ZM46 181H49V182L52 181L53 185L55 187H57L56 189H58V191L60 193H57L58 192L57 190L53 191V192L52 191L47 192V190L44 191V189L42 190L41 186H43V185H40V184H42L41 182L44 183ZM77 181H79L82 185L80 183L78 184ZM160 181L161 180L159 179V182ZM234 183L237 185H234ZM25 186H26V189H24ZM106 186L107 187L109 186V188H107ZM20 187H21V189H20ZM145 187L148 189H151V185L145 186ZM245 187H246V189H245ZM41 190L44 191L45 193L44 192L42 193ZM39 191H40V193H39ZM106 191H108V195H107ZM110 192L112 195L109 194ZM41 193H42V195H41ZM25 194H26L27 198L25 197ZM32 194L33 195L36 194V195L33 196ZM90 195H92L91 196L92 198L89 197ZM241 195H243V196H241ZM36 196H38V197L36 198ZM111 196H113L112 198H114V199H112ZM22 197H24L25 199ZM31 197H32V199H31ZM42 197H44V198H42ZM134 197L135 198H132L130 200L131 201L134 200L135 203L137 204V206L135 205V203L130 202V200L127 202L123 201L124 202V205H123L122 201H121V203H119V201L117 199V202H118L117 203L118 204L117 210H118V213H121V214H119V216H120L119 220L121 218L124 219L125 218L124 216H129L130 213L133 212V210L135 212V210L136 211L139 210V207L141 208V204H139L140 201L137 203V200L139 199L138 196H134ZM99 198L102 201V203L99 200ZM93 201L91 203L95 204V203H93ZM103 201L105 203H103ZM106 202L108 204H106ZM256 202H259L260 204L256 203ZM91 203H89V204H91ZM126 203H128V204L126 205ZM97 204H95V205H97ZM130 204H131V206H130ZM158 204H160V203L155 204V208H160V209L167 210V211L170 208V203L168 205L163 204V206H162V204H160V205H158ZM63 205H66L69 209ZM122 205L124 207H122ZM60 206L62 209L60 208ZM132 206L134 209H132ZM57 207L59 208V211H61V213H62V211H64L62 213V215L58 211ZM64 207H65V209H64ZM126 209H128V210L130 209L132 211L130 212V210H129V212H130L129 213L128 211H126ZM84 210L89 211L90 209L88 207L87 209L84 208ZM101 211H103V210H101ZM202 211H203V213H202ZM64 213L67 215V217L63 218L62 216L65 215ZM69 213L72 215H70ZM179 214H180V216L181 215L182 216L180 217ZM73 215H74V217H73ZM191 216L193 217V219ZM75 217L80 219V220L76 219ZM178 217L183 219V214L181 212H174L173 211L171 214V219H170V222L172 223L173 226L179 220ZM201 217H203V218H201ZM66 218H67V223H65ZM74 218L76 220L72 221ZM117 219H118V217L116 218V221H117ZM64 220H65V222H63ZM119 220H118V222H116L118 225H120L122 223V221L120 220L121 221V223H120ZM187 220H188V222H187ZM189 221H190V223H189ZM64 223H65V225L68 224V225H66V226H68L67 228L64 227L65 226ZM61 224H63V226H61ZM72 224L74 225L73 228H72V226H69ZM105 226H107V225H104V227ZM192 226H194V227H192ZM107 227H105V228L107 229ZM106 229L105 230L103 229L104 230L103 233L101 231L102 229H100V231H98V234L100 235L102 233V236L97 235V238H98V236L102 237V238H98V240L100 239V240H102V242L104 241L103 239L106 238L105 239L106 241L103 242V246L105 244V246H107L106 248H108L109 246H110V248L115 247V246H116L115 248H117L116 244L114 246H111L112 241H115V243H117V242L123 243L120 246H118L119 248H117L116 251H119L121 249L124 250V248L126 246H130L131 248L126 247L127 250H124V251L126 252V251L130 250L132 252L129 253L130 252L129 251L128 253L133 254V249L135 250V247H137V245H133V243H135V242L129 241L130 242L129 243L127 241L126 242L124 241L126 243V246L123 247L124 242H122V240H124V239H121L122 238L121 236L115 235L116 233H118L117 230H114L116 232H113V230H112V232H111V230H110V232H106L108 230V229L107 230ZM65 231L67 232V234L68 233L69 234L67 235ZM99 232H101V233H99ZM65 235L70 237V239ZM118 235H120V234H118ZM118 238H120V239H118ZM205 238H207V239H205ZM81 239H83V238H81ZM61 240H63L65 242L64 243L62 241L64 243V245H62L63 243L61 242ZM68 240H69V243H67ZM77 240H79V242ZM73 241H75V242H73ZM109 242H110V244H109ZM75 243L77 244V246ZM82 243L84 245L85 244L86 245L83 246ZM113 243L114 242H112V245H113ZM81 245L83 246V248L81 247ZM206 245H207V247H206ZM98 246H100V245H98ZM132 247H133V249H132ZM93 248H95V249H93ZM138 248H140L139 245H138ZM138 248H136V249L139 250ZM38 249H39V251H38ZM75 249L76 250L79 249V251H76ZM135 252H134V254H135ZM164 252H166L167 254L172 256V258H173L172 263L173 264H184V262H183L184 260L180 255L178 256L175 253H172V252L167 251V250H165ZM107 253H109L110 255H108ZM36 254L37 255L40 254L41 256L40 255L36 256ZM174 254H175L176 258H175V256H173ZM32 255H33V257H32ZM43 255H45L46 257ZM108 256H110V257H108ZM107 258H109V259H107ZM174 259L176 261H174ZM17 262H18V264H25L24 262L22 263L21 261H17ZM17 262H15V263H17Z\"/></svg>",
    "mask_w": 264,
    "mask_h": 264
}]
</instances>
